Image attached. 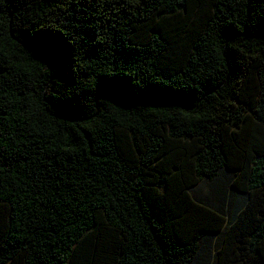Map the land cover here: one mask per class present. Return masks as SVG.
Returning a JSON list of instances; mask_svg holds the SVG:
<instances>
[{"label":"trees","instance_id":"16d2710c","mask_svg":"<svg viewBox=\"0 0 264 264\" xmlns=\"http://www.w3.org/2000/svg\"><path fill=\"white\" fill-rule=\"evenodd\" d=\"M214 236L264 264V0H0V264H206Z\"/></svg>","mask_w":264,"mask_h":264},{"label":"rangeland","instance_id":"374dc122","mask_svg":"<svg viewBox=\"0 0 264 264\" xmlns=\"http://www.w3.org/2000/svg\"><path fill=\"white\" fill-rule=\"evenodd\" d=\"M209 192H210V189H207L205 187V184L204 185L200 184L198 187L194 189L193 195L195 197L205 198ZM216 243H217L216 236L209 238V240L202 241L201 245L210 244V251L208 253H205V249L201 250V255L205 256L207 260L206 264H216V256H215L216 255V251H215Z\"/></svg>","mask_w":264,"mask_h":264},{"label":"snow or ice","instance_id":"6c2138e0","mask_svg":"<svg viewBox=\"0 0 264 264\" xmlns=\"http://www.w3.org/2000/svg\"><path fill=\"white\" fill-rule=\"evenodd\" d=\"M134 2L139 3V0H134ZM44 38L45 37L40 36L37 39L38 40H43ZM102 86H105V85H102ZM145 86H147V85H145ZM106 87L109 88V89H111V90H117L118 91V90H121V89L125 88L126 85L121 80H113V81L109 82L106 85ZM68 103H69V105H71V104L75 103V101L74 100H69Z\"/></svg>","mask_w":264,"mask_h":264}]
</instances>
